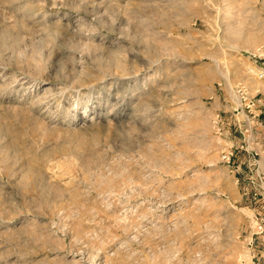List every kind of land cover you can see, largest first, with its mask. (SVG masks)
Instances as JSON below:
<instances>
[{
  "label": "rangeland",
  "instance_id": "1",
  "mask_svg": "<svg viewBox=\"0 0 264 264\" xmlns=\"http://www.w3.org/2000/svg\"><path fill=\"white\" fill-rule=\"evenodd\" d=\"M260 71L264 0H0V264H253Z\"/></svg>",
  "mask_w": 264,
  "mask_h": 264
},
{
  "label": "built area",
  "instance_id": "2",
  "mask_svg": "<svg viewBox=\"0 0 264 264\" xmlns=\"http://www.w3.org/2000/svg\"><path fill=\"white\" fill-rule=\"evenodd\" d=\"M258 77L261 79L264 77V73L262 71L259 72ZM244 99V98H243ZM256 101H248L246 102L245 108H242V114L243 116L245 115L246 120H247V125L245 126V131L244 133H247L248 131H251V120L254 119L257 114H253V110H256ZM240 149H244L245 151L248 150V146L244 148L243 146H240ZM251 152L249 153L250 155V160L252 162H257V153L253 151L252 149L250 150ZM234 156V151L230 148L226 152H223L222 154V159L224 160L225 163H229ZM250 183L253 185V196L258 197L257 200L259 202L261 201V210H264V177L260 175L259 171L256 170L255 176L252 177L250 180ZM256 199V198H255ZM259 217V215H258ZM256 229H257V234L258 235H263L264 234V220L261 218L256 219Z\"/></svg>",
  "mask_w": 264,
  "mask_h": 264
},
{
  "label": "crops",
  "instance_id": "3",
  "mask_svg": "<svg viewBox=\"0 0 264 264\" xmlns=\"http://www.w3.org/2000/svg\"><path fill=\"white\" fill-rule=\"evenodd\" d=\"M260 211L258 212V215H261L264 210H261V207H259ZM261 219L264 220V216L261 217ZM254 262L253 264H264V235H258L255 237V246H254Z\"/></svg>",
  "mask_w": 264,
  "mask_h": 264
}]
</instances>
